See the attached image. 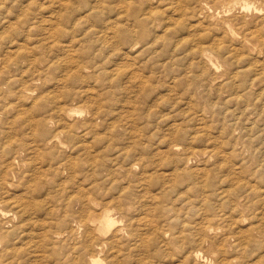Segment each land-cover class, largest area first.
<instances>
[{
    "label": "rangeland",
    "instance_id": "rangeland-1",
    "mask_svg": "<svg viewBox=\"0 0 264 264\" xmlns=\"http://www.w3.org/2000/svg\"><path fill=\"white\" fill-rule=\"evenodd\" d=\"M192 1L0 0V264H264V0Z\"/></svg>",
    "mask_w": 264,
    "mask_h": 264
},
{
    "label": "bare ground",
    "instance_id": "bare-ground-1",
    "mask_svg": "<svg viewBox=\"0 0 264 264\" xmlns=\"http://www.w3.org/2000/svg\"><path fill=\"white\" fill-rule=\"evenodd\" d=\"M64 1V0H63ZM183 1V0H182ZM190 1H192V0H190ZM195 2H197V0H194ZM200 1V0H199ZM243 0H232V2L234 3V4H243V6H245L246 8L249 6V3L248 2H242ZM179 2V1H178ZM178 2H177V4H178ZM181 2V1H180ZM179 2V3H180ZM193 2V1H192ZM227 2V1H226ZM170 3V2H169ZM187 3V2H186ZM227 3H229V2H227ZM192 5L193 4H195L194 2L193 3H191ZM203 5H202V9L203 10H208V9H210L211 7L208 5V3H202ZM231 4V3H230ZM175 5V4H174ZM187 5V4H186ZM199 5V4H198ZM189 6V5H188ZM201 6V5H200ZM189 7H191V6H189ZM193 7V6H192ZM171 8V7H170ZM254 8V7H253ZM183 9V8H182ZM180 10V9H179ZM176 12H177V9L175 10ZM182 10H180V12H181ZM184 11H182V13H183ZM194 12V11H193ZM199 12V11H198ZM152 13V12H151ZM194 14H196V12L194 13ZM200 14V13H199ZM147 15V14H146ZM145 15V17L144 18H139L138 16L136 17V20H138V22L140 23V24H144L145 23V21H148V22H155V21H157L158 19V17H156V15L154 14H152V15H148V16H146ZM188 15V14H187ZM190 16H191V14H189ZM237 15V14H236ZM197 16H198V13H197ZM262 17V16H261ZM173 18V17H172ZM171 18V19H172ZM230 18V17H229ZM176 19V18H175ZM161 20V19H160ZM173 20V19H172ZM209 20V19H208ZM243 20V19H242ZM211 22V21H210ZM215 25V24H214ZM245 27V26H244ZM255 27H257V26H255ZM167 28V27H166ZM223 28V27H222ZM221 29V28H220ZM254 29V28H253ZM256 30V29H255ZM263 31H264V29H262ZM226 31V30H225ZM252 31V30H251ZM257 31V30H256ZM238 32V31H237ZM245 33V32H244ZM249 33V32H248ZM142 34V33H141ZM228 34V33H227ZM245 35V34H244ZM244 35H242V36H244ZM250 34H248V36H249ZM252 35V34H251ZM250 35V36H251ZM141 36V35H140ZM262 37H263V35H261ZM143 37V36H142ZM245 37V36H244ZM247 37V36H246ZM249 38V37H248ZM255 38H256V36H255ZM264 38V37H263ZM237 39V38H236ZM245 39V38H244ZM242 40H243V38H242ZM258 40V39H257ZM260 40V39H259ZM259 42V41H258ZM243 43V42H242ZM234 44V43H233ZM131 46H133V45H131ZM131 46H130V48H131ZM130 51H132V50H130ZM70 55V54H69ZM74 56V55H73ZM203 56H204V60H203V62L205 61L207 64H209V65H211L212 67H217L218 66V61L215 59V57H213L212 55H210L209 53H207V52H203ZM215 56V55H214ZM200 57V56H199ZM200 60V59H199ZM201 61H202V58H201ZM204 66V65H203ZM213 72V71H212ZM211 72V73H212ZM210 73V74H211ZM138 75V74H137ZM214 75H215V73H214ZM234 75V74H233ZM2 76V75H1ZM2 77H4V76H2ZM130 77H131V75H130ZM10 78H8V80H9ZM14 79V78H13ZM213 81V80H212ZM7 82H9L10 83V80L9 81H7ZM230 82V81H229ZM202 83H203V81H202ZM141 84H143V83H141ZM200 89V88H199ZM199 92V91H198ZM237 93H239V92H237ZM33 95V94H32ZM192 96H193V94H192ZM200 96V95H199ZM27 97H28V95H27ZM33 97V96H32ZM193 97H195V96H193ZM218 104V103H217ZM193 105V104H192ZM203 106V105H202ZM73 110H69V109H63L61 112H60V114H59V116H61L62 118L64 117V116H67V115H69L71 112H72ZM204 111V110H203ZM197 112H199V111H197ZM203 113V112H202ZM60 117V118H61ZM65 118V117H64ZM0 120H3V119H0ZM201 120V122H202V119H200ZM203 121H204V119H203ZM2 122V121H1ZM68 123V122H67ZM203 123V122H202ZM75 125V124H74ZM200 125V124H199ZM2 126H4L3 125V122H2ZM7 126V125H6ZM5 126V127H6ZM9 126V125H8ZM59 127V126H58ZM74 127V126H73ZM205 127V126H204ZM72 127L70 126V130L72 131V129H71ZM8 129V128H7ZM11 129V128H10ZM21 129H23L22 127H21ZM21 129H19V127H18V129H16V130H18L19 131V133L21 134ZM58 129V128H57ZM57 129H56V131H57ZM15 129H13L12 130V132H7V130H6V133H8L7 135H0V189H2V188H4L3 186L5 185H7V186H9V185H11V182H10V176L12 175V173H13V169H11V165L12 164H14V161H15V159L17 158V155L16 154H20L19 153V151L15 148V146H16V142H17V138L15 139V136L14 135H17V134H12V133H14V131H16ZM2 131V130H1ZM5 131V130H4ZM10 131V130H9ZM65 132V130L64 131H62V130H59V131H57L56 133L54 132V134H53V136H51V137H48V132H47V129H46V127L45 126H43V127H41L40 129H39V131H37L36 133H34L33 134V136H35L36 137V139H37V141L39 142H43V144L44 145H47V144H49V143H51V142H53V140H57V142H60L61 144L63 143V140H62V137H61V134H64V136H65V134H67L66 132ZM2 133V132H1ZM15 133H17V132H15ZM18 133V134H19ZM3 134V133H2ZM72 135V134H71ZM19 137H21L20 135H18ZM67 136V135H66ZM84 136V135H83ZM31 137H32V135H31ZM31 137H30V139H31ZM85 137V136H84ZM69 138V137H68ZM33 139V138H32ZM84 139V138H83ZM19 141H20V138H19V140H18V142H17V144H19ZM35 141V140H34ZM22 143V142H21ZM20 143V145H24V143L23 144H21ZM65 143V142H64ZM29 144V143H28ZM43 144H41V145H43ZM19 145V146H20ZM43 145V146H44ZM37 146V145H36ZM16 147H18V146H16ZM23 148V147H22ZM58 148V147H57ZM86 148H88V147H86ZM58 150V149H57ZM62 150V149H61ZM66 151V150H65ZM23 152V151H22ZM195 155V154H194ZM7 162V163H6ZM12 198V197H11ZM25 198V197H24ZM24 198H23V200H24ZM22 199V198H21ZM17 200V199H16ZM2 200H1V198H0V202H1ZM6 202H8V203H11V202H9L10 201V199H8V200H5ZM19 201V200H18ZM60 201V200H59ZM89 201V202H88ZM90 201H91V199L90 198H87L86 200H84L83 202H84V207H82V208H85L86 206L85 205H88V203L90 204ZM81 202V201H80ZM24 203V204H23ZM28 203V202H27ZM13 207H15V206H13ZM19 207V206H18ZM21 207H23L22 209H23V211H27L28 210V208H27V206H26V203L25 202H22V206ZM58 208H60V207H58ZM264 208V207H263ZM3 211L4 210H0V213H3ZM102 212V211H101ZM91 213H92V211H91ZM103 213V212H102ZM19 215V214H18ZM92 215L94 216L95 214H93L92 213ZM106 215V216H105ZM105 215H104V218H103V220L102 221H100L101 222V226L100 227H104V226H106V227H108V228H111V226L114 224V220L111 218V216L109 215V214H106L105 213ZM102 216V215H101ZM259 216V215H258ZM97 217V216H96ZM147 217V216H146ZM242 217V216H241ZM98 218V217H97ZM6 219V218H5ZM144 219H146V218H144ZM151 220V219H150ZM144 221V220H143ZM260 221V220H259ZM79 223V222H78ZM95 223H96V219L95 218H93V217H91V218H89V219H87V220H85V221H83L82 222V224H80V228L79 229H81V230H83L84 228H86L88 231L89 230H91L90 228V226H94L95 225ZM143 223V222H142ZM148 223V222H147ZM252 223V222H251ZM250 224V223H249ZM207 227H209V226H207ZM253 228H255V227H253ZM252 228V229H253ZM7 229V228H6ZM93 229V228H92ZM120 229V228H119ZM251 229V228H250ZM262 229V228H261ZM94 230V229H93ZM242 230V229H241ZM241 230H240V232H241ZM245 230V229H244ZM255 230V229H254ZM66 231V230H65ZM116 231V230H115ZM238 231V230H237ZM247 231V230H246ZM249 231V230H248ZM257 231V230H256ZM259 231H263V229L262 230H260L259 229ZM259 231H258V233H259ZM68 232V231H67ZM79 232V231H78ZM84 232H86V230L84 231ZM90 232H92V230L90 231ZM250 233V232H249ZM251 234H253V233H251ZM250 234V235H251ZM56 235H57V233H56ZM240 235H242V234H240ZM248 235V234H247ZM93 236V235H92ZM244 236V235H243ZM88 237V236H87ZM95 237V236H94ZM252 237V236H251ZM255 236H253V238H254ZM26 239H27V237H26ZM67 239V238H66ZM35 240V239H34ZM87 240H89V239H87ZM244 240V239H243ZM251 241H252V239H250ZM12 236H11V232H7L6 230H5V228H3V226H2V224L0 223V242L2 243V250H0L1 251V253H5V254H9V251H11V249H13V247H15L16 245L14 244V246L12 247L11 245H12ZM26 241V240H25ZM104 241V240H103ZM255 241V240H254ZM85 243L82 245L83 246V248L85 249V250H95V244H93V242H89V241H84ZM65 243V242H64ZM251 243V242H250ZM249 243V244H250ZM215 246V245H214ZM223 246V245H222ZM244 246V245H243ZM251 246V245H250ZM12 247V248H11ZM217 247V246H216ZM248 247H249V245H248ZM16 248V247H15ZM237 248H239V246L238 247H236V249ZM226 249V248H225ZM235 249V250H236ZM262 249V248H261ZM216 250V249H215ZM223 251H224V248H223ZM96 252V251H95ZM95 252H93V253H95ZM220 252V251H219ZM222 252V251H221ZM88 253V252H87ZM73 254V253H72ZM202 251H197L196 253H195V255L197 256V257H201L202 256ZM263 254V253H262ZM11 255V254H10ZM41 255V254H40ZM95 255V254H94ZM93 256V255H92ZM92 256H90L89 255V257H92ZM228 256V255H227ZM94 257V258H93ZM92 258H91V264H106L102 259H100L99 257H96V256H93ZM224 257V256H223ZM238 257V256H237ZM222 258V257H221ZM226 258V257H225ZM228 258H231V257H228ZM218 260H219V258H218ZM252 260V259H251ZM257 260V259H256ZM223 261H224V259H223ZM218 262V261H217ZM253 262V261H252ZM257 262H258V260H257ZM205 264V263H204Z\"/></svg>",
    "mask_w": 264,
    "mask_h": 264
}]
</instances>
